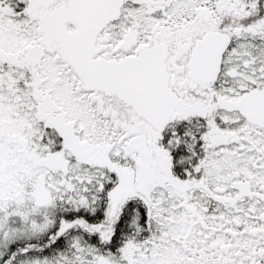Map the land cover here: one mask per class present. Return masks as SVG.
Here are the masks:
<instances>
[{
    "label": "snow or ice",
    "instance_id": "6c2138e0",
    "mask_svg": "<svg viewBox=\"0 0 264 264\" xmlns=\"http://www.w3.org/2000/svg\"><path fill=\"white\" fill-rule=\"evenodd\" d=\"M0 264H264V0H0Z\"/></svg>",
    "mask_w": 264,
    "mask_h": 264
}]
</instances>
